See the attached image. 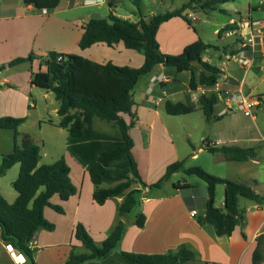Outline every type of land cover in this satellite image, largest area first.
<instances>
[{
    "label": "trees",
    "instance_id": "trees-1",
    "mask_svg": "<svg viewBox=\"0 0 264 264\" xmlns=\"http://www.w3.org/2000/svg\"><path fill=\"white\" fill-rule=\"evenodd\" d=\"M138 12L141 11L142 0H131ZM237 0H207L201 5L202 10H219L227 13L221 6ZM39 9H55L61 0H23ZM197 0H189L179 9L156 14L149 18L142 16L138 22H131L110 12L106 19L91 18L84 26L79 48L85 50L96 43H105L112 47L122 43L128 50H135L144 56V63L139 68L117 66L112 62L100 64L78 54L50 52L41 61L46 71L32 74L31 83L35 87L52 91L59 102L57 114L58 127L65 129L67 136V151L85 168L94 185L93 199L98 205H104L107 200L123 197L118 206V216L134 217V224L143 228L146 216L143 213H133L142 199L141 188L160 189L174 173L184 171L187 175H195L206 183L207 201L203 215L196 216L200 225H212L218 236H231L237 226L244 227L245 216L239 206V199L245 198L258 205L263 204L264 196L258 194L250 185L214 176L200 167L185 168V160L176 161L166 169L164 176L155 184L147 186L143 181L137 162L133 155L134 140L130 130L132 122L125 121L124 115H133L135 102L133 92L139 79L154 71L158 66L174 67L178 72L190 71L189 87L197 91L199 86L213 87L224 73L217 65L203 61L201 52L210 49L200 41V51L192 53V48L183 50L178 56L164 54L157 41L159 26L172 18L180 17L193 28L186 11L196 9ZM113 7V5H112ZM111 8V6H110ZM233 26L227 25L219 32H225ZM219 46L214 48L218 50ZM235 50L231 51L234 53ZM62 57L58 61V57ZM35 59L34 54L28 58H17L1 66L0 70ZM200 69V72L198 70ZM1 87H11L5 84ZM264 104V94L257 96ZM217 95L211 92L201 95L197 103L166 102V113L172 116L186 115L196 111L199 106L206 122L218 121L224 116H215V107L219 102ZM95 117L118 126L121 136L113 137L93 128ZM25 122L21 117L0 118V130L17 131ZM51 123V122H50ZM207 151L223 154L227 161L245 162L256 160L257 154L252 148L239 146H222L219 149L207 147ZM41 159L39 148L34 146L28 135L22 136L21 148L3 156L0 165V176L19 164L18 178L12 183L18 196L9 203L0 192V240L18 250L29 264H38L35 260L36 250L31 244L41 229L53 231L55 225L44 215L45 208L51 207L59 213L64 210L51 203L58 195L63 201L78 193L71 180V168L64 157L51 164L39 165ZM141 188H137V186ZM224 185L223 208L215 206L216 189ZM176 188L179 183H175ZM127 223L119 220L106 237L101 246L91 238L86 227L78 223L75 238L89 251L76 253L71 251L65 264H86L91 261H103L116 252L121 262L125 264H186L197 258V253L187 245H181L175 251L164 254H146L119 251L121 238ZM245 236V234H243ZM260 242L254 252L253 264H261Z\"/></svg>",
    "mask_w": 264,
    "mask_h": 264
},
{
    "label": "crops",
    "instance_id": "crops-1",
    "mask_svg": "<svg viewBox=\"0 0 264 264\" xmlns=\"http://www.w3.org/2000/svg\"><path fill=\"white\" fill-rule=\"evenodd\" d=\"M80 1L83 7L88 8L103 6L108 0H61L55 9H58L65 2L66 10H72ZM116 1L118 0H109L108 2H110V6L113 5L115 7L114 4ZM182 5L170 7L165 12L179 9ZM194 6L196 7V4ZM110 9L116 16L131 22H138L141 16V12L139 13L136 10L130 11L129 15H123L118 13L117 9H113V7L109 8V12ZM43 11L44 9H39L32 4H25L23 0H15V2L13 0H0V40H8L10 43L9 46L6 45L0 48V58L27 57L31 54L29 53L31 51H33L32 54L35 56V59L29 63L24 62L0 70V86H4L5 84L11 86L0 88V118L7 116L16 118L27 116L29 112L27 110V106L29 105L27 90L29 87H35L31 83L32 74L39 71H46V67L42 65L41 61L46 59L50 52L78 54L100 64L112 62L117 66H128L132 68H139L144 63L142 53L135 50H128L122 43H118L112 47L105 43H96L90 48L81 50L79 48V41L83 33L82 28L91 18L96 16L93 13L92 15H87V19H81L79 28H74L73 23L69 20L56 19L52 15L47 16ZM233 12L240 15V21L244 19L239 12ZM185 14L193 16V18L190 17L193 25L199 23L200 19L197 17L195 9L188 10ZM255 14L258 17H255ZM153 15H156V13H151L145 17L149 18ZM228 15L232 16L230 13ZM249 17L254 20L264 19V0H260L258 6L249 4L247 18ZM232 20L236 19L231 17L228 23H224L215 29L214 34L219 40L233 37H227L223 32L219 33ZM159 27L157 41L164 54L178 56L187 48H192L193 54L201 52V38L197 29L190 27L182 18H172ZM234 36L238 37V35ZM32 39L34 41L35 39L39 40V44L37 46L32 45ZM258 48V52L250 66L245 70L237 64V69H233V74H230L227 68L229 62L224 63L221 61L222 63H213L211 56L208 55L210 49L202 51L201 56L203 61L219 66L229 77L233 88L240 90L249 97L259 99L257 96L263 95L264 92L252 94V89L250 87L247 89V78L252 70L254 74L251 78V84L255 85L259 82H264V44ZM225 49H227L226 46H223L222 52L226 59L228 54L233 53L226 54L224 52ZM234 49H237V44ZM218 50H220V47H218ZM26 63H28V66L25 65ZM198 72H200V69ZM160 77H165L167 80L162 81ZM190 80V71L178 72L174 67L167 68L158 66L151 73L144 74L137 82L132 96L135 102L132 110L134 116L124 115V118L128 123H133V127L130 130L134 140L132 152L138 165L137 168L147 186L158 182L164 176L167 170L166 168L170 164L182 160L186 162V154H190L192 160H198L199 155L205 152L223 156L219 152L212 153L207 151V147L216 149L222 146L251 148L236 145L240 141L233 138L232 132H225L224 140L218 139L211 141L209 133L206 132L207 130L200 135V140L208 136L206 143L196 148V143L189 129L188 138L192 146H194V153L190 151L188 153L178 143H175L171 137L170 126L164 122L167 120L164 115H169L166 113L165 106L167 100L173 103H185L188 99L194 103L198 102V98L203 92L202 86H199L197 91H192L189 87ZM260 106L261 104L257 108H260ZM216 107H219V109L217 110ZM216 107L214 115L221 116L222 103L218 102ZM58 108L54 110L55 115H58ZM199 110L201 109L198 106L193 113ZM190 114L182 116H189ZM226 116L224 115V117ZM96 118L92 119L94 129V121ZM182 120L188 121L189 119L184 118ZM224 120L225 118L212 121L213 123H217ZM253 121H256V119ZM105 122L111 123L112 127L117 129L118 132L101 133L113 137L121 136L118 126L113 122ZM52 125L58 127L56 123H52ZM58 128L60 131H64L61 133H65L67 150L68 133L65 129ZM192 130H195V128ZM95 131L97 130L95 129ZM218 141L220 143L216 144ZM234 143L236 144L234 145ZM252 149L255 150L256 148L252 147ZM68 156L76 164L75 172L71 168L70 177L77 187L78 193L70 197L67 201H63L58 195L57 198H54L55 195L51 199V203L60 206L64 210V213H59L51 207L45 208V218L49 222H53L55 228H57V224L60 222L61 231L59 233L57 229L54 232L41 229L37 232L31 247L36 250L35 260L38 264H65L71 249L82 245L75 238V229L79 222L84 224L87 231L95 240L104 242L119 220L127 223L125 233L118 247L119 251L164 254L171 250H177L181 245H187L197 253V258L186 264L194 262L198 264H253L254 252L260 242L261 264H264V201L261 205L251 201L250 204H245L241 207L239 199V206L245 216L244 227L237 226L231 236H218L212 225H200L196 220V216L204 214L207 199L201 206L197 202V196L193 193L197 187L185 179L180 182H173L172 179L177 172L168 181L164 182L160 189L150 190L149 187L142 189L141 186H137V188H141L143 196L134 214L143 213L146 216L145 226L139 228L134 224V219L132 222L128 215L118 216L117 209L122 203L123 197L118 196L109 199L104 205H98L94 201V185L89 172L69 152ZM218 157L216 161L219 163L222 158H220L221 156ZM225 161L227 160L225 159ZM249 161L256 162L257 158L256 160ZM185 168L190 167H186L185 163ZM170 182H172L173 186L172 191H164V188ZM175 183H179L178 188L174 186ZM245 184L250 185L254 189L253 186L258 185V180L251 178L249 183L245 182ZM219 186L216 189V196L220 189ZM0 192L9 203H13L18 196L17 193L8 192V198L1 189ZM223 204L224 198L222 199L221 205L215 204V206L223 208ZM193 210L197 211V215L194 217L191 216V211ZM200 210H203V213H200ZM68 213L73 217L69 225L64 223L66 219L62 217ZM7 246L0 240V264H19L11 255ZM60 250L65 251L64 260L58 254ZM106 261L114 264H125L121 262L116 252L112 253L107 259L98 262L106 263ZM24 264L29 263L26 260ZM86 264H89V262Z\"/></svg>",
    "mask_w": 264,
    "mask_h": 264
},
{
    "label": "rangeland",
    "instance_id": "rangeland-1",
    "mask_svg": "<svg viewBox=\"0 0 264 264\" xmlns=\"http://www.w3.org/2000/svg\"><path fill=\"white\" fill-rule=\"evenodd\" d=\"M109 1V0H108ZM106 1L103 6L100 7H83L81 1L77 6L72 10H66L65 2H63L58 9H52V11L47 12V16H53L56 19L69 20L73 23L74 28H79L80 21L82 18L87 19V15H96L93 18L97 19H106L109 13L110 2ZM188 0H142L141 3V13L142 16H149L151 13H164L170 7H178L182 3H186ZM207 0H197L195 12L197 17H199V23L193 25L197 29L201 41L207 46H211L208 55L211 56L213 63L224 62L227 63L223 54V46H226L225 53H231L235 50V46L239 40L237 36L231 38H219L214 34L216 28H219L224 23H228L233 17V19L239 20L240 15L233 11H237L241 14L244 19L248 17L249 4L258 6L260 0H237L228 4H223L221 7L227 10V13L220 12L219 10H205L203 11L200 7ZM15 2V0H13ZM131 0H118L115 2V7L118 13L123 15H129L130 11L137 10L135 5L131 3ZM112 7V6H111ZM255 17H258L255 14ZM194 28V29H195ZM7 41V42H6ZM32 45L37 46L39 40H31ZM227 44V45H226ZM9 46L10 43L8 40H0V48L4 46ZM219 46L220 50H216L214 47ZM41 47V46H40ZM33 53V51L29 52ZM30 54V55H31ZM28 55V54H27ZM30 55L26 56H17L14 58H0V68L3 65H6L12 60L17 58H28ZM221 58V60H219ZM221 62V63H222ZM29 63V62H28ZM28 63L25 65L28 66ZM229 73L233 74V69H237V64L233 61H230L227 65ZM30 69V68H28ZM254 74V71L248 75L247 78V89L250 87L252 89V94L263 93L264 92V82H259L255 85L251 84V78ZM237 75V74H236ZM16 88V87H14ZM28 95V106L27 110L29 111L27 116L21 117L25 119L23 125L19 127L17 131L14 130H0V165L2 163L3 156L11 153L15 147L21 148L22 136L28 135L31 143L39 148L41 159L39 165L51 164L56 162L58 159L65 157L67 159V164L75 172L76 164L68 156V151L66 150V136L64 131L56 126H53L52 123H59V116L55 115L54 110L59 107V102L55 99L54 93L48 90L41 89L39 87H29L27 90ZM33 105V106H31ZM36 106V107H35ZM218 110L219 107H216ZM256 121H253L251 118L244 116L241 112L227 115L224 121L211 123L206 122L205 116L202 110L192 113L189 116H171L164 115L167 120L164 122L170 126L172 139L175 143H178L185 151L194 153V146L190 141L189 129L193 135V140L195 141L197 148L198 146L206 143L208 136L200 140V135L203 132L209 133L211 141L214 140H224L225 132H232L233 138H236L240 143L234 145H241L244 147H255L257 154V161L252 162H229L225 161L222 155L211 154V153H202L199 155L198 160H192L190 154H186V167H200L207 171L208 173L228 179L231 181H240L241 183H249L251 178L258 180V185L253 186L254 190L264 196V104L261 103L260 108L255 110ZM188 118V121L182 120ZM51 122V123H50ZM95 129L99 132L107 133H117V129L112 127L111 123L101 121L99 118H96L94 121ZM195 128V130H192ZM211 132V133H210ZM208 135V134H207ZM195 137V138H194ZM243 141V142H241ZM183 155V154H182ZM218 156H221V161L218 163ZM20 166L19 164L13 166L7 171L4 176H0V189L3 193L9 198L8 192L16 194L17 192L13 188L12 183L18 178ZM183 179L189 181L192 185L197 187L193 193L198 198V204L202 206L207 199L206 183L195 175H187L184 171H179L172 179L173 182H180ZM169 184V183H168ZM172 182L169 185H166L164 191H172ZM219 191L215 197V204L221 205L222 199L224 198V186H219ZM56 195L54 198H57ZM251 201L245 198H240V206L245 204H250ZM136 210V209H135ZM133 210V213L135 212ZM200 213H203V210H200ZM203 215V214H200ZM66 219V224H70L73 220V217L70 213L63 215ZM132 217L130 220H133ZM54 224L53 222H51ZM58 223V222H57ZM80 223V222H79ZM83 224V223H82ZM54 232L57 229V232L60 233L61 227L60 222L57 224ZM58 233V234H59ZM89 233V232H88ZM90 234V233H89ZM109 235V234H108ZM91 236V234H90ZM91 238L94 242L101 246L103 242L95 240L93 236ZM74 250L73 248L71 251ZM54 252V250H52ZM76 253H89V251L83 246L79 245L74 250ZM65 251L60 250L58 252L59 256L64 260ZM71 253V252H70ZM69 253V255H70ZM67 257L66 261L68 260ZM65 261V263H66ZM63 264V263H61ZM89 264H114L112 262L106 261V263H99L98 261H91ZM189 264H198L197 262Z\"/></svg>",
    "mask_w": 264,
    "mask_h": 264
},
{
    "label": "built area",
    "instance_id": "built-area-1",
    "mask_svg": "<svg viewBox=\"0 0 264 264\" xmlns=\"http://www.w3.org/2000/svg\"><path fill=\"white\" fill-rule=\"evenodd\" d=\"M48 10L44 9L43 13L47 14ZM192 17L193 16H189ZM233 26L224 33L227 37L238 35L237 49L233 54H228L226 59L228 62L233 61L241 66L245 70L250 66L252 60L258 52V47L264 44V19L254 20L252 18H246L239 20H232L229 24ZM226 25V26H227ZM225 26V27H226ZM62 57H58L60 61ZM162 81H166L167 78L160 77ZM202 95H208L211 92L217 95V99L222 103L223 108L220 112L221 116L230 115L241 112L244 116L256 119L255 110L261 104L257 98L249 97L243 94L240 90L232 87L231 82L227 74L223 73L215 83L213 87L202 86ZM220 141L216 142L219 144ZM197 215V211H191V216ZM11 255L19 264H24L26 258L11 245L7 246Z\"/></svg>",
    "mask_w": 264,
    "mask_h": 264
},
{
    "label": "water",
    "instance_id": "water-1",
    "mask_svg": "<svg viewBox=\"0 0 264 264\" xmlns=\"http://www.w3.org/2000/svg\"><path fill=\"white\" fill-rule=\"evenodd\" d=\"M133 222V220H131Z\"/></svg>",
    "mask_w": 264,
    "mask_h": 264
}]
</instances>
